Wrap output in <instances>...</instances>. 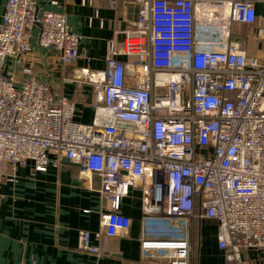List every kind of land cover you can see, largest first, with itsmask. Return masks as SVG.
I'll use <instances>...</instances> for the list:
<instances>
[{
    "label": "built area",
    "instance_id": "obj_1",
    "mask_svg": "<svg viewBox=\"0 0 264 264\" xmlns=\"http://www.w3.org/2000/svg\"><path fill=\"white\" fill-rule=\"evenodd\" d=\"M107 1L115 9L124 0ZM128 2L137 18L123 33L122 53L111 41L106 69H80L77 81L95 98L93 121L83 124L76 103L29 69L19 87L4 73L8 59L31 51L34 28L39 47L63 66L89 64L80 38L63 14L37 15L36 0H5L0 178L5 165L27 162L44 173L50 154L96 177L110 207L98 232H78L82 253L99 257L103 233L113 238L130 228L121 201L138 189L143 261L196 264V228L214 221L225 264H259L251 256L264 259V58L246 56L229 38L232 25L256 21L255 3L264 0ZM119 55L131 59L130 75Z\"/></svg>",
    "mask_w": 264,
    "mask_h": 264
},
{
    "label": "crops",
    "instance_id": "obj_2",
    "mask_svg": "<svg viewBox=\"0 0 264 264\" xmlns=\"http://www.w3.org/2000/svg\"><path fill=\"white\" fill-rule=\"evenodd\" d=\"M243 1V0H240ZM256 1V0H249ZM5 0H0V22ZM48 11L65 16L69 30L80 38L78 51L84 59L73 66H63L59 58L38 45V32L33 29L31 51L22 57L8 59L6 75L14 77L19 87L27 77L48 84L64 97L76 103L75 120L83 124L93 121L94 92L81 83L80 69H106L108 45L112 41L118 53L123 50V33L137 18L136 7L124 0L115 9L107 0H93L91 5H76L73 0H36V13ZM253 24H234L230 43L248 57L264 58V3H255ZM130 75L131 59L119 55ZM46 172L34 170L32 162L12 169L5 165L0 178V264H162L143 261L140 256L141 192L131 189L121 201L120 212L131 219L130 228L113 238L104 233L99 247L100 256L78 250V232L94 234L100 230V215L110 207L107 195L98 192L96 177H83L78 167L62 156L49 155ZM13 174V176H11ZM216 223H199L195 240L196 264H225L217 247ZM92 245L98 243L92 240ZM252 259L259 264L254 255ZM262 260V259H261ZM264 264V263H263Z\"/></svg>",
    "mask_w": 264,
    "mask_h": 264
},
{
    "label": "water",
    "instance_id": "obj_3",
    "mask_svg": "<svg viewBox=\"0 0 264 264\" xmlns=\"http://www.w3.org/2000/svg\"><path fill=\"white\" fill-rule=\"evenodd\" d=\"M74 1V3L76 4V5H80L81 4V0H73Z\"/></svg>",
    "mask_w": 264,
    "mask_h": 264
},
{
    "label": "rangeland",
    "instance_id": "obj_4",
    "mask_svg": "<svg viewBox=\"0 0 264 264\" xmlns=\"http://www.w3.org/2000/svg\"><path fill=\"white\" fill-rule=\"evenodd\" d=\"M252 254V253H251ZM253 255V254H252ZM242 256H243V258L244 259H246V257H247V253L244 251V252H242Z\"/></svg>",
    "mask_w": 264,
    "mask_h": 264
},
{
    "label": "trees",
    "instance_id": "obj_5",
    "mask_svg": "<svg viewBox=\"0 0 264 264\" xmlns=\"http://www.w3.org/2000/svg\"><path fill=\"white\" fill-rule=\"evenodd\" d=\"M196 247H197V244H196ZM262 261V264L264 263V259L261 260Z\"/></svg>",
    "mask_w": 264,
    "mask_h": 264
}]
</instances>
